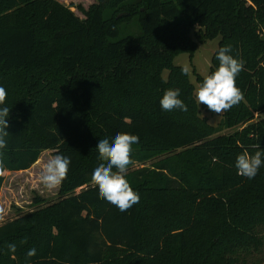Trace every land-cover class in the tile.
Returning <instances> with one entry per match:
<instances>
[{
    "label": "trees",
    "instance_id": "16d2710c",
    "mask_svg": "<svg viewBox=\"0 0 264 264\" xmlns=\"http://www.w3.org/2000/svg\"><path fill=\"white\" fill-rule=\"evenodd\" d=\"M122 26L139 33L116 39ZM218 36L209 74L230 45L244 63V100L215 126L175 59ZM0 86V107L11 109L0 219L6 172L30 169L45 150L71 159L56 200L37 197L36 209L0 225V264H253L247 254L264 246V166L249 180L235 162L264 152V0H0ZM169 88L188 111L161 109ZM236 125L246 126L222 134ZM120 132L139 137L134 163L151 162L128 166L140 202L126 212L91 180L99 140Z\"/></svg>",
    "mask_w": 264,
    "mask_h": 264
},
{
    "label": "clouds",
    "instance_id": "9594fccd",
    "mask_svg": "<svg viewBox=\"0 0 264 264\" xmlns=\"http://www.w3.org/2000/svg\"><path fill=\"white\" fill-rule=\"evenodd\" d=\"M232 47L226 45L219 48L216 59L219 65L215 71L206 75L202 83L196 88L194 95L199 105H206L207 108L219 115L230 110L244 100V94L237 87L236 79L244 68L242 60L235 58L232 54ZM190 67L185 64L181 72L183 75L190 73ZM7 91L0 86V106L5 104ZM179 88H169L164 91L159 103L161 109L166 112L174 110L188 111V106L180 99ZM9 107H0V156L2 150L7 147V137L10 135L8 117ZM139 142L137 135L120 132L109 141L100 139L96 149L99 159L102 161L92 172L91 180L98 187L99 198L115 206L119 211L126 212L140 202L139 194L134 191L126 179L128 166L134 164L131 159L132 146ZM71 159L67 156L54 154L44 162L40 172V183L49 191L57 189L67 178ZM264 166V152L256 151L250 155L244 151L238 155L235 162L237 174L249 180L254 179L259 169ZM4 162L0 159V171H3ZM115 169V170H114ZM27 241H22L26 243ZM9 250L15 252L16 245L9 244ZM36 255V249H29L28 257Z\"/></svg>",
    "mask_w": 264,
    "mask_h": 264
},
{
    "label": "rangeland",
    "instance_id": "374dc122",
    "mask_svg": "<svg viewBox=\"0 0 264 264\" xmlns=\"http://www.w3.org/2000/svg\"><path fill=\"white\" fill-rule=\"evenodd\" d=\"M94 1L95 0H64L66 4H74L75 6L82 4L85 8H88ZM73 10L80 17L84 18L83 13L76 7H74ZM132 33H139V28L137 26H122L119 36L116 39ZM220 39L221 37L218 36L214 39L199 42L194 56L191 57L188 52H184L179 54L175 59V64L181 66L187 64L190 67V80L194 83L195 90L200 83H202V81L199 80V76L203 79L210 73L212 58L219 46ZM201 116L208 118L215 126H217L222 119V113L217 115L206 108L201 109ZM245 126L246 125H236L233 128H225L222 134H231L236 130L241 131ZM54 154L59 153H57L56 150H45L42 152L39 160L30 169L5 173V181L1 190L0 225L14 219L18 214H24L36 209L38 207L36 204L37 197L44 198L47 203H51L57 199L61 185L57 189L49 191L44 188L39 180L44 162ZM134 165L135 168L151 166V162L149 161L147 164H142L136 161ZM260 249L247 254L250 263L264 264V246Z\"/></svg>",
    "mask_w": 264,
    "mask_h": 264
},
{
    "label": "crops",
    "instance_id": "0c3cea01",
    "mask_svg": "<svg viewBox=\"0 0 264 264\" xmlns=\"http://www.w3.org/2000/svg\"><path fill=\"white\" fill-rule=\"evenodd\" d=\"M63 1H64V0H63ZM70 1H71V0H70ZM72 1H73V0H72ZM95 1H96V0H95ZM95 1H94V2H95Z\"/></svg>",
    "mask_w": 264,
    "mask_h": 264
}]
</instances>
